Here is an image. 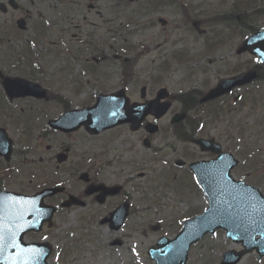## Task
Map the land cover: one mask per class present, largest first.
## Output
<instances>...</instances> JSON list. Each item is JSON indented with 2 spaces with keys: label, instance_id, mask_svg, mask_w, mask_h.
I'll return each instance as SVG.
<instances>
[{
  "label": "rangeland",
  "instance_id": "rangeland-1",
  "mask_svg": "<svg viewBox=\"0 0 264 264\" xmlns=\"http://www.w3.org/2000/svg\"><path fill=\"white\" fill-rule=\"evenodd\" d=\"M15 1L18 10L7 6L6 12L0 11V72L4 76L36 82L47 92L48 88L59 91L60 96L77 106L87 103L93 96L90 91L103 93L116 88L122 81L121 70L134 79L132 98L139 97L140 87H146L149 95L160 87L172 94H182L189 89L204 93L218 80L244 72L255 64L253 57L247 53L238 55L235 50L248 29L264 28V15L255 11L264 7V0H253L247 6L242 4L243 0ZM6 2L0 0V3ZM187 5L189 7L185 9ZM181 8L186 12L182 13ZM184 14L188 20L184 19ZM212 15H233L235 19L231 23L213 25L207 17ZM18 18L25 21L24 30L16 27ZM158 18L164 19L166 24L160 26ZM100 45L104 46L102 55H106L94 63ZM92 46L99 50L92 49L87 53ZM79 53H83L91 64L78 60ZM115 53L116 56L111 55ZM123 58L127 60L123 61ZM40 68L44 69L41 76L32 74V70L36 72ZM262 88L264 82L252 83L238 92L241 97L238 101H234L235 93L224 101L202 106L211 114L201 108L193 109L191 118L200 120L201 135L214 138L239 160L241 166L236 175L233 173L236 177L248 174L244 164L258 165L250 178L247 177V182L254 181L264 187V173L261 172L264 166ZM44 101L25 97L8 103L0 91V127L11 138L12 155L17 159L10 162L9 170L0 165V187L32 193L38 190L41 181L48 180L51 184L61 179L66 182L61 196L69 192L78 197L85 185L75 181L73 175L69 177V170H89L90 175L109 180H113L114 173H120L129 197L127 201L136 211L124 228L110 231L98 224L99 215L118 198L110 199L107 205H96L91 198L81 197L85 207L59 212L52 217L50 227L44 225L41 233L26 235V241L43 240L52 245L53 256L54 251L56 256L49 257L47 264H148L145 249L154 244L155 238L163 234L172 238V233L179 229L178 218H187L185 216L206 206L192 174L180 170L174 175L164 170L168 164L171 166L173 158L184 156L181 151H186L188 162L191 157H205V154L190 144L183 145L167 138L163 130L155 140L159 144L167 143L168 149L157 153L142 145L141 139L146 136L143 131L132 132L123 126L98 135H88L80 128L68 134L47 136L49 132H39L36 117L41 112L55 117L61 107ZM241 101L245 104L235 108ZM175 106L171 112L178 109ZM217 106L222 110H214ZM5 109L15 113L9 118L10 123L3 120ZM47 116L43 115L39 121L44 123ZM168 117L159 122L163 129L168 124ZM39 133L41 136L38 137ZM174 144L176 151L170 147ZM66 147L70 149L68 161L58 164L55 155ZM248 153L250 156L247 157ZM115 156L118 157L116 164ZM87 158L90 159L88 164L85 163ZM254 160L258 161L254 163ZM131 161V165L128 164ZM0 162L4 163L2 159ZM94 170L99 176L94 175ZM53 171L58 179L52 176L56 175ZM127 174H133L132 183L127 181ZM88 215L91 219H87ZM117 240L120 245H111ZM236 248L230 242L224 243L223 236L216 234L192 248L189 262L202 264L196 263L200 255L205 261L212 262L222 249ZM252 260V255L244 256L240 264H253ZM260 264H264V258Z\"/></svg>",
  "mask_w": 264,
  "mask_h": 264
},
{
  "label": "water",
  "instance_id": "water-1",
  "mask_svg": "<svg viewBox=\"0 0 264 264\" xmlns=\"http://www.w3.org/2000/svg\"><path fill=\"white\" fill-rule=\"evenodd\" d=\"M12 6L15 7V5ZM0 9L4 10L2 5H0ZM159 22L162 25L165 24L163 20H159ZM18 25L19 27H23L22 21H19ZM245 50L252 55H255L258 58V61L264 66V32L259 31L246 39L244 44L238 50V53ZM254 78L255 73L251 72L221 81L214 89L210 90L201 101L213 99L221 94L227 93L234 86H241L250 82ZM2 85L10 98L25 95H41V91L37 87L25 80L5 78ZM165 109L166 108H163V110L156 114V116L163 114ZM129 111L131 113L134 112V114L135 112L138 113V118L135 120L129 119L134 125L132 127L134 129V127L136 128L139 124L141 118L147 113H154L155 108L154 106L151 108L131 107L125 112L126 115L131 114ZM115 121L116 120H113L111 123H104L102 125L93 123L91 126L94 130H90L91 132H97L102 128L113 125ZM4 137L5 134L3 133V130H0V154L6 156L7 140ZM198 143L205 147L202 149H209L214 153H219L218 147L211 143L206 144L203 141H198ZM216 163H220L219 165L221 167L225 164L224 170L218 171L216 168H213ZM235 164L236 162L231 159L230 155H221L218 159L211 162H200L190 165L201 183L204 193L209 198V209L203 215L195 217L191 221H186L183 229L177 235L175 240L169 242L165 239H160L157 242V247L148 251L149 255L155 259L157 264H183L188 246L205 232H212L217 227L224 228L227 231L228 237L242 241L244 244L248 231L259 226L260 229H263L262 242L260 241L259 244L264 247V200L257 190L242 183L235 182L228 176L227 173L235 166ZM3 195L6 194H4V192L0 193L1 197ZM125 208L126 206H123L119 210L121 213H116L113 221H110L111 228H119L125 217ZM13 213L14 212L11 210H7L4 213V206L0 205V236L6 232V229L3 228L2 222L6 224L10 222L11 229L12 231L14 230L16 221L11 218ZM243 232H246V234ZM252 235L250 236V239H252ZM250 245H252L251 242ZM34 246H37L38 249L36 251L41 255L38 264H44V259L48 254V250L42 244H34ZM239 256L240 254H237L235 258L230 257L225 261L230 259V263L235 262ZM15 263L22 264L19 261H16Z\"/></svg>",
  "mask_w": 264,
  "mask_h": 264
},
{
  "label": "flooded vegetation",
  "instance_id": "flooded-vegetation-1",
  "mask_svg": "<svg viewBox=\"0 0 264 264\" xmlns=\"http://www.w3.org/2000/svg\"><path fill=\"white\" fill-rule=\"evenodd\" d=\"M102 59H104V56L102 55V53H99L98 54V58L94 59V60L97 63V62H99ZM121 72H122L121 76L124 77L122 79L121 83L116 88L109 89L108 91L103 92V94H106V95L115 94V92L120 89V90L123 91V93L121 94V99L120 100L122 102H124L125 104H129V105L132 104V103L139 104V103H145V102H149V101H156L155 102L156 105H159V103L169 102V109H168L167 113L164 116H162V117H160L158 119H155L152 116H147L144 119L143 124L141 125V127H139L136 131H133V132L143 131L145 133L144 124L147 123V122L152 123V125L156 126V130L154 131V133H152V134H150L148 136V141H149L148 149L149 150H151L152 152H157V151L162 150L164 148L168 149L167 143L159 144V143H156V140H155V136L157 134H159L162 130L166 132V137L167 138L172 139L176 143L186 144L188 141H190L192 143L195 140L193 138L189 139V137H187V140L182 141L183 135L186 134V136H187V132L190 131L193 128V125L189 124V121H188V119L185 116H184L183 119L177 117V115L183 113L181 108L191 105L193 103V100H190V101L182 100L181 96L177 97V94H172V92H170L166 88H165L166 89L165 92H159V89L160 88H164V87L158 88L156 91H154L153 94H150V95H149L148 90H147L146 87H140L139 92H138L139 93V97L138 98H132L130 96V94H131V92L133 93V90H131V86L133 85L134 79L132 78V75L127 73L125 70H121ZM124 72H126V73H124ZM142 89H143V96H141ZM90 92H92V91H90ZM96 93L95 92L90 93L93 96H91V98L88 99L89 103L91 102L93 97L96 95ZM158 96H159V99L156 100ZM227 97H225V98H227ZM225 98H223V99H225ZM65 101H67V102H63V107H61L62 109L60 111H64L65 112V110H67V108H68V110L70 109V101L69 100H65ZM208 103H210V102H208ZM174 106L178 107V109L177 110L175 109V111L171 112V110L174 108ZM179 107H180V109H179ZM167 115H169L168 120H167L168 124L163 129V127H161L159 125V122L164 117H166ZM173 119H175L176 121L173 122ZM188 125H190V126H188ZM121 126L125 127L126 130L130 131L129 124H123ZM208 138H210V137H207L206 139H208ZM160 145L162 146V148H159ZM170 147L172 148L173 151H176V149H177V147L175 145H172ZM64 150H66V160L63 163H66L68 161L70 149L69 148H64ZM58 153H60V152H58ZM114 159H116L115 162H114L116 164L118 157L115 156ZM131 163H132V161L129 162L128 164L131 165ZM94 175H97V174L94 173ZM70 176H71V174H70ZM86 178H87V181L81 180V182L85 185V187L83 186V188L85 190L89 189V187L95 188V186H99L100 184H103L106 187H110V186L116 185L117 183L119 184L118 176L114 175V174L111 176V178L113 180H109V179H107V178H105L103 176L101 178L100 177H94L93 175L88 177V174H87ZM76 181H80V180L77 179ZM122 182H123V180H122ZM120 186L122 187V185H120ZM88 198H93V200L96 201V194L92 193L91 196L88 197ZM109 199H111V198L107 197L106 200L103 203H105Z\"/></svg>",
  "mask_w": 264,
  "mask_h": 264
}]
</instances>
